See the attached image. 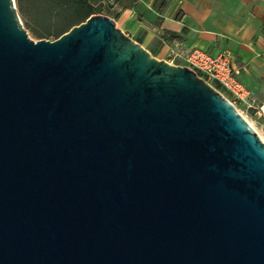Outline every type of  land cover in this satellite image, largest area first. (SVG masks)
Returning a JSON list of instances; mask_svg holds the SVG:
<instances>
[{"label": "water", "instance_id": "1", "mask_svg": "<svg viewBox=\"0 0 264 264\" xmlns=\"http://www.w3.org/2000/svg\"><path fill=\"white\" fill-rule=\"evenodd\" d=\"M0 264H264V142L112 18L36 42L0 0Z\"/></svg>", "mask_w": 264, "mask_h": 264}, {"label": "crops", "instance_id": "2", "mask_svg": "<svg viewBox=\"0 0 264 264\" xmlns=\"http://www.w3.org/2000/svg\"><path fill=\"white\" fill-rule=\"evenodd\" d=\"M90 1L159 60L182 65L195 49L230 52L236 78L264 112V0Z\"/></svg>", "mask_w": 264, "mask_h": 264}, {"label": "trees", "instance_id": "3", "mask_svg": "<svg viewBox=\"0 0 264 264\" xmlns=\"http://www.w3.org/2000/svg\"><path fill=\"white\" fill-rule=\"evenodd\" d=\"M21 15L35 36L59 39L93 15H101L90 0H16ZM216 89L221 88L216 85ZM222 92V91H221Z\"/></svg>", "mask_w": 264, "mask_h": 264}, {"label": "built area", "instance_id": "4", "mask_svg": "<svg viewBox=\"0 0 264 264\" xmlns=\"http://www.w3.org/2000/svg\"><path fill=\"white\" fill-rule=\"evenodd\" d=\"M181 66L193 70L213 87L218 85L226 93L231 94L236 101L259 111L257 99L235 76L230 52L211 55L195 49L185 56Z\"/></svg>", "mask_w": 264, "mask_h": 264}, {"label": "rangeland", "instance_id": "5", "mask_svg": "<svg viewBox=\"0 0 264 264\" xmlns=\"http://www.w3.org/2000/svg\"><path fill=\"white\" fill-rule=\"evenodd\" d=\"M16 7L18 10V13L20 15L21 21L23 23L24 29L27 31L28 36L34 40V41H40V40H49V41H55V37H47L40 39L39 37L35 36L32 32V29H30L26 23L25 18L21 15L17 1H16ZM215 85V84H214ZM216 86V85H215ZM222 93L227 95V93L222 90ZM230 101L234 102L236 108L238 111L244 116V118L252 125L258 136L261 138V140L264 142V112H261L256 109H251L247 105L240 103L236 101L233 97L230 98Z\"/></svg>", "mask_w": 264, "mask_h": 264}]
</instances>
